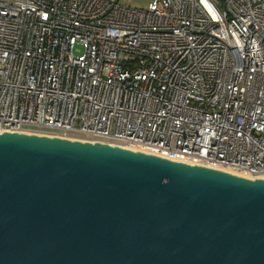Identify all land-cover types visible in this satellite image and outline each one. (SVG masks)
Wrapping results in <instances>:
<instances>
[{"label":"built area","instance_id":"2783aa9c","mask_svg":"<svg viewBox=\"0 0 264 264\" xmlns=\"http://www.w3.org/2000/svg\"><path fill=\"white\" fill-rule=\"evenodd\" d=\"M1 131L264 174V0H0Z\"/></svg>","mask_w":264,"mask_h":264},{"label":"water","instance_id":"95a60500","mask_svg":"<svg viewBox=\"0 0 264 264\" xmlns=\"http://www.w3.org/2000/svg\"><path fill=\"white\" fill-rule=\"evenodd\" d=\"M0 264H264V178L1 131Z\"/></svg>","mask_w":264,"mask_h":264},{"label":"bare ground","instance_id":"6f19581e","mask_svg":"<svg viewBox=\"0 0 264 264\" xmlns=\"http://www.w3.org/2000/svg\"><path fill=\"white\" fill-rule=\"evenodd\" d=\"M48 135H51V134H48ZM79 139H81V138H79ZM116 145H118V144H116ZM118 146H120L122 148H125V149L133 150V151H140L142 153H147V154L155 155V156H158V157H163V158L170 159V160H175V159L168 158V157L162 156L160 154H157V153H154V152H151L149 150H146V149H143V148H139V147H136V146H126V145H118ZM176 161H179V160H176ZM182 162H185V163H188V164H191V165H200V166L210 167V166L203 165V164H201L199 162H192V161H182ZM210 168H214V169H217V170H220V171H223V172H227V173L234 174V175H237V176H240V177H244V178H248V179H255V177L256 178H264V174L252 175L250 173H247V172H244V171H241L239 169H236V168H233V167H229V166H214V167H210Z\"/></svg>","mask_w":264,"mask_h":264},{"label":"rangeland","instance_id":"374dc122","mask_svg":"<svg viewBox=\"0 0 264 264\" xmlns=\"http://www.w3.org/2000/svg\"><path fill=\"white\" fill-rule=\"evenodd\" d=\"M149 1L150 0H119L120 3L128 4V5L135 6V7H142V8H146ZM73 51L76 54L81 53L83 51L82 45L77 43L74 46Z\"/></svg>","mask_w":264,"mask_h":264}]
</instances>
